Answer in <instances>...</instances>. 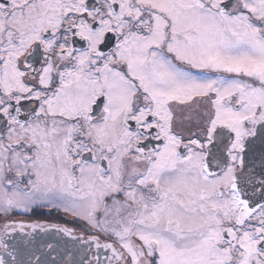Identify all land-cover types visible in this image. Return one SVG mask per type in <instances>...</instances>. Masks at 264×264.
<instances>
[{
	"label": "flooded vegetation",
	"instance_id": "1",
	"mask_svg": "<svg viewBox=\"0 0 264 264\" xmlns=\"http://www.w3.org/2000/svg\"><path fill=\"white\" fill-rule=\"evenodd\" d=\"M206 11L212 16L202 19L215 28L209 38L192 29L191 13L200 17ZM229 21L240 28L227 29ZM144 39L147 68L152 60L164 59L178 80L187 79L182 74L203 78L194 82L191 95L166 98L160 90L169 79L162 71L155 74L161 84L155 86L139 74L127 53ZM191 43L208 51L210 60L196 63L184 57L181 52ZM239 53L246 54L244 62L236 61ZM120 78L130 89L123 86L115 93L130 97L124 99V112H111L116 106L111 89ZM96 79L102 88L93 90L96 94L88 100L86 84ZM193 102H207L205 123L194 131L193 141L174 149L181 160L194 154L199 174L213 184L216 200L207 209L190 180L179 179L172 198L164 175H151L168 164L164 155L174 147H167L172 143L163 131L168 118H181ZM220 115L224 120H217ZM113 120L114 128L139 134L133 150L122 157L123 164L131 159L132 174L125 173L121 162L116 170L119 151L107 148L96 133ZM52 127L66 130L70 172L46 176L48 183L54 180L49 200L12 204L7 214L0 210V264H42L47 250L50 261L55 260L48 264H133L134 255L117 231L120 224L108 217H120L121 206L123 214H130L123 226L137 222L144 206L166 217L169 203L174 204L172 213L185 211L180 221L186 224L180 235L164 223L162 231L175 236L182 250L193 251L201 236H211L207 255L188 253L193 264H264L263 0H0V170L5 168L3 180L10 190L26 195L34 191L41 176L35 168L41 161L40 143L24 132ZM20 163L26 168L20 170ZM152 164L157 165L153 170ZM114 171L116 188L104 192L108 216L96 208L93 222L78 214L83 210L62 202L67 196L69 202H81L78 195L86 191L92 173L106 183ZM55 194L60 201L52 200ZM206 215L210 221L217 219L207 233ZM50 231L61 237L42 238ZM130 233L128 242L138 259L165 264L168 235L154 232L146 242L134 229ZM185 238L192 248L181 247ZM46 242L52 246L42 244ZM188 255L181 256L183 263ZM69 258L74 262L67 263Z\"/></svg>",
	"mask_w": 264,
	"mask_h": 264
},
{
	"label": "rangeland",
	"instance_id": "2",
	"mask_svg": "<svg viewBox=\"0 0 264 264\" xmlns=\"http://www.w3.org/2000/svg\"><path fill=\"white\" fill-rule=\"evenodd\" d=\"M264 1V0H263ZM198 13L194 12L191 13L192 15V29H200L206 36L207 38L210 37V35L213 33V30L215 28L211 27L207 18L202 19V15L206 16H212L211 12L206 11L205 13H201L200 17L197 16ZM212 20V19H211ZM234 22V20H232ZM233 22H228L226 28L227 29H239L240 25L236 23V26L233 24ZM235 23V22H234ZM198 25L199 27L197 28L195 25ZM144 42L147 43V39H144L143 41H137L136 42V50H129L127 55L129 56V59L133 62V64L136 66V70L140 72L142 76H146L148 81L150 82L151 85H161L160 83H157L159 81H156L155 79V74H159L161 71L163 72L164 76L169 79V85H163L161 88L160 92L161 95L165 96L166 98L170 97H176L180 95H191L193 87H195L196 81L203 80V78L195 77L192 75L188 74H182L185 76L187 79H181L178 80L176 77L177 71L170 65V63L166 60H158L157 58L155 60H152V64L150 68H147L144 66V63L149 59L147 52L144 50ZM150 43V41H148ZM181 54L198 63H205L208 62L211 58L210 53L206 51L204 48H202L199 45H195L191 43V45L187 48H184L181 52ZM134 56V58H133ZM246 54L244 53H239L236 61H245ZM250 64V60L249 63ZM255 65V63L251 64ZM153 66V67H152ZM11 69V68H10ZM181 74V73H180ZM18 81V77L16 78V84ZM99 81L96 79L95 81L90 80L87 85L88 87V92L86 95V98L90 100L92 97L95 96L96 93H98L102 85H99ZM113 89H111L112 94L111 99L112 102L116 105L111 109V112H116L113 109H118L120 113L124 112L126 107L124 106V99H129V94L125 92L123 95L115 93V89H120L125 86L126 89H130V86L127 82L122 81V78L117 79V82L114 81ZM117 83V84H116ZM155 88V87H154ZM95 90L96 93H93L92 91ZM206 93V91H204ZM111 93V92H110ZM222 100L221 98L219 99L218 103H221ZM203 104L208 105L207 102H203ZM202 106L199 103L193 102L189 106H186L184 111L180 114L181 118L178 119H171L168 118L167 124L165 125L163 131L166 133L168 136L169 142L172 144L168 145L167 147L174 146L173 150H171L167 156L164 155V158H166V162L168 161V164H164L163 168L156 169L154 172H152V176H157L158 178L159 175H164L162 180L163 182H166L165 185L169 184L170 186L167 187L166 191L170 195H174L177 193L178 189V181L179 179H187L190 180L193 186L197 189L198 193L201 196V206H203L205 209L207 207H211V201L214 202L216 200L213 198V184L204 178L199 174V159L194 158V154L190 157L189 155L184 158V159H179L176 155V146L178 143L181 142H189L193 141V139L196 138V133L194 131H199V127L202 126L205 123V117L207 115V107L205 110V105ZM75 107V106H74ZM200 108V110L198 109ZM117 110V111H118ZM119 117V116H117ZM168 117V116H167ZM224 116L218 117L217 120H224ZM109 120V118L107 119ZM116 122L113 120V122H105L103 125L98 129H96V133L98 134L99 138L103 141L104 144H106L107 148H110L115 146L116 150H118V154L116 152V162L118 163V166L116 170H119V162L122 163V157L124 155H127L130 151L133 150V146L136 145V141L139 138V134L135 132H130L128 131L125 127L124 128H114L116 126ZM111 125L112 127H110ZM66 132V130H65ZM63 131L62 127H57L54 129V127L49 128V130H44L41 129V132H35V131H25L24 135L29 136L32 139H34L36 142L40 143V151H38V155L41 157V161L38 165H35V168L39 171L40 175L38 180L35 182L33 185L34 191L30 194L21 192L19 190L13 191L10 190L9 187L6 185L5 180H3V174L5 172V168L2 167V170H0V210L4 212L5 214L9 213L11 210L12 204H17L21 202H32L34 200H49V197L47 196L50 194V191L53 188L54 180H52V183H48L46 180V176L49 174H57L59 173L60 175H68L71 169V161L69 159L68 155V142L66 139L67 134ZM14 139H20L19 137H12ZM53 145V146H52ZM175 148V149H174ZM168 150V149H166ZM164 150V151H166ZM179 160H178V159ZM126 164H120V167L125 170V173L132 174L131 169L134 167V165L130 160H127L124 162ZM25 163H20V170H23L26 168ZM141 168H142V174H146V166L147 162L141 163ZM176 165V167L182 168L184 172L181 171H175L176 169L172 170L173 166ZM33 166V165H32ZM157 166L156 164H152L151 168L152 170L154 167ZM130 169V170H129ZM115 171L112 172V176H109L110 179L106 181V183L100 182L96 176L95 173H92L89 177H91L90 180H87V183L84 184L86 187V191L84 193H80L78 196L80 197L81 202L79 203H72L69 202V197H62V202L68 206H71V208L78 209V210H83L82 213H78L80 216L85 217L90 219V221L95 222V215H93L92 210L94 211L96 208L102 209L106 215L110 210L108 209V202L105 201L106 198L104 196V192L109 190L113 186L115 189L116 186L114 184L117 183V180L114 178ZM184 176H181V175ZM144 176V175H143ZM57 177V176H56ZM61 178V177H57ZM144 180V179H143ZM186 180V183H187ZM120 184V182L118 181ZM52 186V187H51ZM45 190H48L46 193L44 192ZM57 193V192H55ZM65 196V195H62ZM171 198H169L170 201ZM177 199V197H176ZM175 199V200H176ZM52 200H59V195L55 194L52 197ZM210 203V204H209ZM214 204V203H213ZM173 203H169L167 206V209H169V214L167 216H163L160 213H156L153 211L150 213L149 207H142V213L140 215L138 214V221L137 222H130L128 221V225L123 226V222L127 221V219H130V214H123L122 213V206L118 207L117 210H121V215L119 217L118 214L111 213L109 218V221H114L116 223H119V231L120 236L123 237V242L125 243V247L128 250V252H131L134 255V260L133 264H144V260L138 259L136 257V253L134 249L132 248L133 246L129 244L128 239L130 237V232L132 229L135 230V233L143 236L145 238V241L148 242L149 238L148 237H153L154 232H157L160 237H167L168 234L164 233L162 231L166 225L172 226L174 230L177 228L178 234L180 235V232L183 231V227L185 226V221L181 222L180 220L182 218H185V211L184 212H173ZM152 208V207H151ZM85 210V211H84ZM86 210H89V213L86 212ZM0 211V212H1ZM209 210H207L208 212ZM91 212V213H90ZM137 215V214H136ZM125 218H121V217ZM3 216H0V221ZM208 218V215L205 216ZM119 218V220L117 219ZM205 218V220H206ZM176 219L177 222H176ZM202 219V218H201ZM204 220V219H203ZM204 220V221H205ZM2 222V221H1ZM0 222V224H1ZM113 222V223H114ZM162 223L166 225H162ZM136 227H132L131 226ZM117 225V224H115ZM138 226V227H137ZM217 226V219L215 218L214 220L210 221L209 218L206 221V224H204L205 232L207 233L208 228L216 227ZM111 227V226H110ZM111 230V228H110ZM113 230V229H112ZM111 230V231H112ZM115 231V230H113ZM203 235V234H202ZM168 240H164L165 242V264H193V261L190 257L192 253L195 254H201V255H207L208 254V239L211 237L210 235L206 236H201V239L199 241L200 246L197 247V249L193 251H188V250H182L179 246L178 240H176L175 236L168 235ZM185 242V245H184ZM184 242L181 243V247L187 248L190 241L185 238ZM192 248V246L188 247ZM188 253L190 255H188ZM188 255L185 258L184 263L181 261V256L184 257ZM201 260L204 258L201 257Z\"/></svg>",
	"mask_w": 264,
	"mask_h": 264
},
{
	"label": "water",
	"instance_id": "3",
	"mask_svg": "<svg viewBox=\"0 0 264 264\" xmlns=\"http://www.w3.org/2000/svg\"><path fill=\"white\" fill-rule=\"evenodd\" d=\"M54 237H61V234L60 233H55V232H53V231H50V232H48V233H45V234H42V238H54ZM53 243V242H52ZM52 243H50V242H46V243H42V244H45V245H47V246H52ZM73 245H71V247H72ZM85 254V256H86V253H84ZM42 255H45V260L44 261H40V263H46V264H48V263H52V261H55L54 259H52V261H50V253L48 252V250L47 251H45L44 253H42ZM58 257H60V256H58ZM57 257V258H58ZM67 261V263H72V262H74L72 259H68V260H66ZM23 262H25L24 260H23Z\"/></svg>",
	"mask_w": 264,
	"mask_h": 264
}]
</instances>
